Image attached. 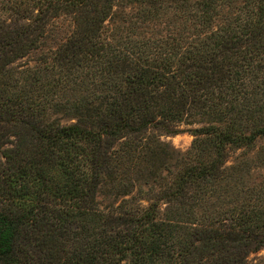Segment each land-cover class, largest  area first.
<instances>
[{
	"label": "trees",
	"instance_id": "1",
	"mask_svg": "<svg viewBox=\"0 0 264 264\" xmlns=\"http://www.w3.org/2000/svg\"><path fill=\"white\" fill-rule=\"evenodd\" d=\"M259 169L264 0H0V264H248Z\"/></svg>",
	"mask_w": 264,
	"mask_h": 264
},
{
	"label": "rangeland",
	"instance_id": "2",
	"mask_svg": "<svg viewBox=\"0 0 264 264\" xmlns=\"http://www.w3.org/2000/svg\"><path fill=\"white\" fill-rule=\"evenodd\" d=\"M61 27L60 29L62 31H69V29L71 28V23L68 20H64L61 22H56L54 27ZM55 30V29H54ZM58 34H60V32H58ZM48 45H51L52 43L50 41H48ZM62 124H68L70 122H72L70 119H62L61 120ZM203 123L201 122V120L195 119L194 121L192 120L191 122H189L188 124L186 122H184L183 124L178 126V129L180 130V133L175 134V135H167V134H162L160 137V141L162 143H165L166 145H168L169 152L174 153V156H177L178 154L183 156L190 148H191V144L192 141L194 139V137L188 132L189 130H193L195 128H198L200 126H202ZM242 150H236V151H230L229 152V156L228 157V162L227 165H231L233 164L236 159H240V155H241ZM175 159V158H174ZM174 164V160H171L170 163L169 162H163V164H160L161 166L159 167V172H160V178H163L164 176L167 175V171H168V167L173 166ZM252 165V164H251ZM249 175H252V180L251 179H247L248 182H252V183H258L259 181H262V178L260 176H264V170L259 169L256 172L255 171H250ZM157 179H159V177H157ZM143 187V185H142ZM141 187V189H142ZM145 189V187H143ZM102 192L103 194L99 195V201L101 203L102 207L108 208V206H110L111 204H118L120 202L121 198H117V199H113V197H110V195L108 194V188H102ZM135 193V191L133 192V194ZM105 194H107V196H105ZM143 204H147L146 202H144L143 200L140 201ZM163 206H160V209H162ZM264 264V249L260 250L257 253H251L248 256V264Z\"/></svg>",
	"mask_w": 264,
	"mask_h": 264
}]
</instances>
